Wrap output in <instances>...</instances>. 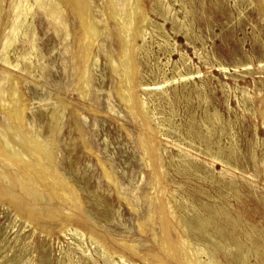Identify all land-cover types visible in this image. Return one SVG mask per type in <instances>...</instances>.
I'll return each mask as SVG.
<instances>
[{"label": "rangeland", "instance_id": "1", "mask_svg": "<svg viewBox=\"0 0 264 264\" xmlns=\"http://www.w3.org/2000/svg\"><path fill=\"white\" fill-rule=\"evenodd\" d=\"M124 1L119 3L123 6ZM132 1L141 3L147 17L135 25L144 39H132L137 42L131 53L135 70L123 83L125 66L113 73L110 65L111 59L120 62L114 21V36L100 24L99 40L89 48L91 60L81 71L75 69V44L65 37V23L57 17L48 20L38 6L33 17L20 23L9 58L21 67L14 72L23 76L18 91L28 102L27 132L49 144L55 124L51 114L59 111L56 167L72 186L77 203L46 191L35 193L31 184L27 193L19 180L16 187L3 180L6 189L20 196L16 205L10 196L0 199V264H203L210 259L215 264H264L260 0ZM12 3L0 0V46ZM91 3L93 14L103 20L105 0ZM68 24L75 29L73 15ZM78 83L84 92L77 90ZM3 87L10 88L0 60ZM130 87L134 102L125 100ZM142 102L146 113L136 108ZM0 123L9 126L2 110ZM153 137L157 174L141 145L146 140L152 147ZM6 168L0 161V172ZM8 171L16 177L19 170ZM158 195L175 211L176 232L164 229ZM28 211L36 221L29 219ZM67 216L71 221L62 231ZM165 232L179 236L194 255L202 250L195 263L165 250ZM129 243L135 250L126 247Z\"/></svg>", "mask_w": 264, "mask_h": 264}, {"label": "bare ground", "instance_id": "2", "mask_svg": "<svg viewBox=\"0 0 264 264\" xmlns=\"http://www.w3.org/2000/svg\"><path fill=\"white\" fill-rule=\"evenodd\" d=\"M126 2L129 3L128 6H127ZM105 3H106V8H105V10H103V15H102L103 20H102V19L96 18V16L93 14V8H92L91 0H13L11 12L9 13L10 14L9 18L6 20V21H8V23H7V26L5 27L6 29L4 30L5 35H4V33L2 34V36L4 35V38H3V41L1 42V46H0V60L3 63V69L6 73L7 79L9 81V86H10L9 89H6L5 87L0 89V94H4L8 97V100H6L0 96V111L2 110L7 114V119H8V123H9L8 127L3 126L0 123V161H3L5 163V165L7 166V168L4 171L2 170V172H0V187L2 186V190H0V199H5V198L10 196V198L12 199L11 203L16 205L15 202L19 199L20 195L18 193L10 191V189L9 190L6 189L4 187L3 180H7L9 186H15V187L17 185L16 181L19 180L21 182L22 190L27 192V193H30L29 184H31V187L33 188V191L35 193L37 191H46L52 197L57 198L61 201L71 200L75 204L77 203L76 202V194H75L72 186L64 178H62L59 170L56 167V160H57L56 131L59 128L60 113H59V111H57V112H54L53 114H51V119L53 122H55V124H54V128L51 132V138H50L49 144L41 141L39 138V135L37 133L29 134V132H27V128H26V124H25V113H26V110L28 108V102L23 97V95L18 91V87L22 82L23 76L14 72L15 69L21 70V67L19 65V62L14 64L11 61V59L9 58V49L11 47H13L16 44V42L19 40L18 39V30H19V26L22 24L23 20L26 21V18H29L28 17L29 15H31L33 17L35 15V7L38 6V7H41L42 9H44L46 17L48 20H51L52 18L57 17L59 19L60 23H65L68 26L66 33H65V37H71L72 41H74V44H75V50H74L75 69H76V71H81L84 63L89 59V57L90 58L92 57V55L90 54L91 52L89 51V48L91 46H93V44H97V41L99 40L98 39L99 36H97V34H98V31L101 32V30H99L100 24H102L103 29L105 31H107L109 35L114 36L115 33H114V30L111 26V21H114L115 25L118 27L117 36L121 41V49L117 52V55L120 57L119 58L120 62L118 64L113 59H111L110 65L113 69V73H114V71L117 72L116 69L119 68V66H125V69L123 71L124 73H122L123 75H121V83L125 82L128 79L130 81L131 80L130 75H131V73L134 74L133 71L135 70V67L133 65L134 63L132 64V58H131V56L133 54L132 49L134 47L136 48V43H137V42H134L132 39L133 38H139V37L141 39H144L143 35H142L141 28L138 26H135V25H137L136 24L137 22L141 23L143 20L146 19V17H147L146 11H145L144 7L140 5L141 3L139 5H137L138 3L136 4L132 0L131 1L125 0L123 6L119 3V0H105ZM260 3L262 5V8L264 9V0H260ZM2 4H0V5H2ZM70 15H73V17L75 18L76 27L74 30H71V28L69 27L70 25L68 24V20H69ZM53 28H54L55 32L58 34L59 33L58 25L53 24ZM27 34H28V31L25 32V35H27ZM137 47H138V45H137ZM112 54H114V53H112ZM22 58L24 60H26L27 56H23ZM89 60H91V59H89ZM135 60H136V58H135ZM89 63H90V61H89ZM32 71H30V74ZM86 72H87V70H86ZM119 76H120V73H119ZM121 83H119V84L121 85ZM121 87H122V85H121ZM137 88H135V90ZM77 90L79 92H84L86 89H85V86L83 84L78 83ZM123 90H121V92ZM133 90L134 89H132V87H130L128 96H127V94H125L128 97V99L126 98L125 100H130L129 99V97H130L132 99V101L134 102V100H133L134 95L132 93ZM124 93H123V97L125 96ZM83 96H81V97H83ZM137 96H139V94ZM121 100H123V99H121ZM134 104H136V103H134ZM134 104H133V106H134ZM131 108H132V106H131ZM136 108H140L139 110H141V112H143V113L147 112L145 103H143V102L140 104V107H136ZM78 115L82 116V113L78 112ZM143 120H145V119H143ZM144 123H145V121H144ZM153 138H154V142L152 143L153 144L152 147H150L148 141H146V140L141 142V145H142L143 150H144V158H148L150 160L151 167H152L154 173L157 174L158 171L160 172V170H159L158 166L156 165V163L154 164V162L157 160V159L155 160V156L157 154V148L158 147H156V140H157L156 137H153ZM85 145H86V149L88 152H93L92 147L88 146L86 143H85ZM152 154H154V160H153ZM98 160L102 165L105 164V162L101 158L98 157ZM11 167H14L16 169L18 168L19 171L15 172V174L17 175L16 177L8 171V168H11ZM161 171H162V167H161ZM106 173L108 175H111L108 171ZM114 184L117 185L116 182ZM148 194H150V192ZM120 198H123V197H120ZM155 200H156V204H159V205L161 204L160 205L161 211H160L159 216H160V220L163 223L165 231H167V229H166L167 227H169V229H173L175 231V229H176L175 218H174V214H173V212H175V211L172 212V209H170L171 206L169 208L168 202L162 196L158 195ZM131 202H133V201H131ZM170 205H172V204H170ZM148 209H149V207H148ZM155 214L157 215L156 209H155ZM28 215H29V219L32 222L36 221L35 214L33 212L28 211ZM175 215H176V213H175ZM198 220H200V219H198ZM208 220L211 221V219H208ZM69 221H71V216H67L66 221H64L62 231L65 230L67 223ZM147 221H148V217H147ZM143 224H145V222L140 223V227L142 230L144 229ZM209 224H210V222H209ZM234 224H233V226H234ZM187 225H189V224L187 223ZM177 229H179V228H177ZM35 231H36V229H35ZM179 232H180V230H179ZM76 237H80V236H76ZM178 237L179 236H177V238H173L170 236L168 237L167 233L165 232V235L163 238V243H162L163 247L165 248V250L168 253L171 252V254L179 255L181 257V259L185 260L187 263H195V260H197L196 255L199 256L201 254L202 250L200 251V250L196 249V254L195 255L192 254V252L190 251V248L185 246V244ZM95 238H97V237H95ZM227 242H229V241H227ZM187 244L189 246V243H187ZM134 246H136V245H134L132 243L126 244V247H128L129 249H132V250H135ZM169 248H171V249H169ZM202 248H204V247H202ZM231 248L234 249L232 246H231ZM247 249H248V247H247ZM204 252H206V251H204ZM210 252H212V251H210ZM229 253H231V252H229ZM205 254H208V253H205ZM213 254L215 255V253H213ZM256 254H257V252H256ZM212 257H214V256H212ZM129 262H131V261L129 260ZM127 263H128V261H127ZM108 264H112V263L108 262ZM203 264H215V263L213 262V259H210L208 262L206 260H203Z\"/></svg>", "mask_w": 264, "mask_h": 264}]
</instances>
